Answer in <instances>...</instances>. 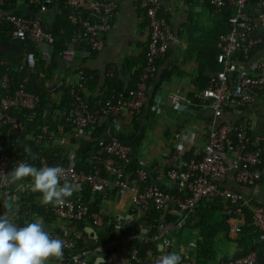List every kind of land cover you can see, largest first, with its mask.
Returning <instances> with one entry per match:
<instances>
[{
    "label": "crops",
    "instance_id": "crops-1",
    "mask_svg": "<svg viewBox=\"0 0 264 264\" xmlns=\"http://www.w3.org/2000/svg\"><path fill=\"white\" fill-rule=\"evenodd\" d=\"M66 1L56 0L45 14L26 0L12 1L1 11L22 17H38L44 30L54 33L61 10L66 8ZM98 1L115 3L119 9L105 50L86 59L81 48L74 63L64 60L65 49L59 50V44L52 47V63L46 62L32 42L16 40L12 27L0 18V24L4 23L0 25V99L5 94L1 87L2 79L7 75L11 89L16 83L28 93L39 95L43 101L37 114L13 113V117L22 124V130H9L6 135L0 131V147L4 145L15 155L26 156L35 167L37 163L41 168V162L46 159L51 165L58 161L64 164L70 162L77 169L79 164V171L90 173L91 156L117 138L131 147L126 164L130 174H135V169H143L149 174L151 185L174 193L177 185L170 181L169 170L183 158L203 156L210 128L224 122L247 123L244 127L253 143L264 139V96L242 110L226 111L218 120L214 119L209 107L197 98L208 86L211 77L221 69L216 61L218 39L227 31L226 15L231 14L229 11L218 13L207 0H161V16L171 26L177 40L160 60L157 77L148 83V103L140 115L132 117L125 112L116 121L103 119L98 127L86 131L71 127L69 120L80 102L97 107V104L114 95L113 88H110L112 83H108L110 72H117L113 79L119 78L125 88L135 90L138 86L135 76L141 75L145 65L151 30L141 7L142 0ZM256 1L250 0L246 12L254 18L264 39V28L257 19ZM35 50L42 66L31 68L27 56ZM248 56L236 57L242 71L248 72L253 60L264 62V44L250 55V59H247ZM84 75L87 80H83ZM173 96H179L184 101L175 105L171 101ZM101 128L106 132L97 133ZM43 151L45 154L42 155ZM225 158L230 172L219 181L220 188L239 195L246 202L260 203L264 207V169L260 178L255 180V185L240 184L238 171L236 174L233 168V154L228 151ZM63 184L61 182V186ZM30 185L31 181L26 179L0 191V214L6 212L3 206L6 196H15L17 215L14 221L17 225L26 226L34 218H39L52 238L64 240L71 235L76 242L75 252L90 264H95L99 255L104 257V264H133L130 256L135 249L144 254L143 264H157L165 241L172 238V231L164 224L159 228L142 226L143 219L138 217L133 206V192L123 196H118L113 188L104 193L88 190L81 194L74 192L69 199L83 200L85 197L90 210L104 216L107 225L96 227L92 220L70 225L59 219L52 212L55 206L42 204L41 194L33 193ZM136 187L142 189L143 186L137 184ZM194 217L192 221L196 225L198 217L196 214ZM110 227L112 235L108 233ZM234 236L231 234V237ZM196 241L193 239L189 243L193 249L197 247ZM134 243L139 248L133 247ZM235 246L234 249L230 247L228 255L217 258L213 264L234 261L240 253ZM183 253L187 255L189 248L184 247ZM190 262L198 264L195 259ZM47 264H72L71 254L63 248L62 259L50 258ZM256 264H264V251Z\"/></svg>",
    "mask_w": 264,
    "mask_h": 264
},
{
    "label": "built area",
    "instance_id": "built-area-1",
    "mask_svg": "<svg viewBox=\"0 0 264 264\" xmlns=\"http://www.w3.org/2000/svg\"><path fill=\"white\" fill-rule=\"evenodd\" d=\"M12 1L15 0H0V18L11 25L16 40L32 42L38 53L43 54L45 61L52 63L51 50L57 38L53 33L44 30L38 17H19L2 12L1 9ZM207 1L218 13L226 14L228 11L231 13L227 22L229 29L218 39L216 61L221 65V69L211 77L208 86L197 97L202 100L205 107H209L214 119L218 120L226 111L242 110L264 96V62L253 60L248 72L240 70L236 62V57L243 55H249L247 59H250V55L264 44V39L254 18L246 12L250 0ZM55 2L56 0L28 1L31 6L38 7L41 14L47 13ZM161 5V0L141 1V7L150 22L151 33L145 54V65L137 88L128 91L127 94H118L117 99L108 101L100 111H91L89 105L80 102L69 120L71 127L78 131H86L103 119L116 121L125 112L132 117L141 114L148 103V83L157 77L160 60L166 56L177 40L171 26L161 16ZM65 6L70 11L71 22L77 29V35L67 44L63 52L64 60L74 63L81 48L84 49L83 55L86 59L102 53L113 29L112 24L118 13V6L115 3L98 0H67ZM255 9L257 19L264 28V0H257ZM27 62L31 68L36 67L37 59L34 53L27 56ZM110 76H114V72H111ZM83 80H87L85 75ZM1 87L6 92V97L0 103V130L11 126L12 132H19L22 130V124L13 117V113L19 110L36 113L42 107V99L36 94L28 93L23 86L9 94L11 87L7 75L3 77ZM171 101L179 105L184 100L179 96H173ZM246 124L224 122L210 128L203 156L183 158L169 172L170 181L175 183L185 196L177 201L180 211L176 212L179 217L176 228L182 229L186 224V217L193 215L197 206L205 200L209 202L232 200L237 208L249 206L250 202L244 201L242 197L231 191H223L219 186V181L230 172L225 158L228 151L233 154V168L236 169V174L238 171L240 184L252 185L260 178V174L262 175L259 167L264 163V139L253 143L244 127ZM257 144L258 146L254 148ZM250 147L253 149H249ZM130 152L129 144L114 138L91 156L90 173L79 171L74 164L56 166L66 170L61 182L79 185V190L76 191L78 194L86 188H90L95 193H104L108 188H113L118 196L133 192V206L140 219L150 216L153 205L158 210L167 212L164 213L163 218L166 219L171 214L170 206L173 198L167 195L164 188L151 185L147 171L137 169L135 174L128 172L126 164ZM19 162L28 163L0 151V191L11 187L5 182L4 174L9 173L11 166ZM43 162L49 167L46 159ZM253 170L256 171L251 172ZM137 184L143 186L142 189H137ZM240 212V210L236 211V213ZM53 213L70 225L88 220H92V224L96 227L107 225L104 216L98 212H91L81 199L67 200L64 206H56ZM254 222L264 231V210L256 209ZM239 232L236 225L231 229L232 235ZM63 241L64 250L71 254L72 264H90L86 258L75 252L76 242L71 235L65 237ZM171 246L172 243L167 239L161 256L171 253ZM130 257L133 264H143L139 250H133ZM256 262L257 257L252 254L246 259H235L226 264ZM183 264L192 263L189 261Z\"/></svg>",
    "mask_w": 264,
    "mask_h": 264
},
{
    "label": "trees",
    "instance_id": "trees-1",
    "mask_svg": "<svg viewBox=\"0 0 264 264\" xmlns=\"http://www.w3.org/2000/svg\"><path fill=\"white\" fill-rule=\"evenodd\" d=\"M28 2V0H26ZM14 3V2H13ZM62 13L59 16L58 23L54 30V35L57 38L55 45L59 44V50H64L67 46V44L71 43L74 38L77 35V29L73 25L71 21V14L70 11L67 8H62ZM146 13V12H145ZM20 17V16H19ZM227 22L229 15H226ZM4 24V23H3ZM2 23L0 25H3ZM10 25V24H9ZM11 26V25H10ZM229 29V27H228ZM227 29V31H228ZM14 32V31H13ZM54 45V46H55ZM36 48V46L34 45ZM35 54L37 62L36 66L41 67L42 63L41 60L38 59L36 50L35 52H32ZM114 72L117 74V72ZM50 73V71H49ZM111 73V72H110ZM118 75V74H117ZM116 75V76H117ZM114 76H110L108 74L109 80L108 83L110 84V88H113L114 95L110 97L107 101H104L100 105L95 107V105H90L91 111H100L102 106L105 105L108 101L117 99L118 94H127L128 91H130L129 88H125L124 83H122L119 78H115ZM86 77V76H85ZM111 78V79H110ZM138 83L140 81L141 75L137 74L135 76ZM87 79V78H86ZM21 87L14 83L13 89L9 92V94H12L14 91L19 90ZM13 90V91H12ZM37 95V94H36ZM39 96V95H38ZM6 97V92L1 97L0 103L2 99ZM42 99V98H41ZM43 104V101H42ZM42 107L38 110H40ZM19 110L18 112H20ZM21 112H28L26 110ZM31 112V114H37ZM30 113V112H29ZM99 124L93 127H98ZM11 126H8L5 129H2L0 131H3V135H6V133H9ZM99 132H106V129L101 128L97 130V133ZM96 137V136H95ZM102 137V136H101ZM96 139H100L96 137ZM0 151L2 153L11 155L12 157L21 158L28 162V164H32L33 162L30 161L26 156H20L15 155L9 148L2 145L0 147ZM45 154V151L42 152V155ZM42 160V158H41ZM40 160V161H41ZM48 163V162H47ZM42 167H44L46 164L44 162L42 163ZM49 164V163H48ZM71 165V163H62L61 161H58V163L51 165L49 164V167L56 166V165ZM33 166V165H32ZM36 166L39 168L38 164L36 163ZM14 165L11 166V170L13 169ZM79 169V164H78ZM262 169H264V163L260 164L259 170L262 172ZM10 170V171H11ZM137 170V169H135ZM172 169L169 170V172ZM168 172V177H169ZM263 173V172H262ZM170 179V178H169ZM65 183V182H63ZM255 185V184H253ZM159 187V186H157ZM92 191L90 188H86L84 191ZM167 195L171 196L173 198L172 204L170 206V212L169 216L166 219L164 218V213H167L166 211L158 210L154 205L151 209V215L148 219L142 220V226L145 227H153V228H159L161 224H164L168 226V229L172 231V237H174V240L172 241L170 238L168 239L171 243V253L172 252H178L181 254V264L185 262H189L191 260H194L198 264H213L215 260L218 258L217 254L215 253L216 248L220 249V246L223 244H232L236 245L240 249L239 255L236 257V259H246L250 257L252 254H255L257 257V262L259 261V255L262 251H264V231L261 230L258 225L254 222V217L256 214V209L264 210V207L260 203H249L248 207H242L237 208L235 204H233L232 200H223V201H202L196 208V211L193 215H189L186 217V224L183 226L182 229L176 228L178 226V220L179 217L176 214V212L180 211V208L177 205V201L180 200V198H185L184 193L180 190V188L177 186L176 190L173 192L166 190ZM233 193V192H232ZM235 194V193H233ZM72 200V199H68ZM74 201V200H72ZM84 203H86L90 208V204L87 203L86 198L84 197L82 200ZM56 207V206H55ZM54 207V208H55ZM255 207V208H254ZM53 208V209H54ZM52 209V212H53ZM237 210H240V213H236ZM254 210V211H253ZM92 212V211H91ZM199 212V213H198ZM97 213V212H93ZM197 215V224L194 225L195 221H192V219L195 220L194 215ZM231 220H237V222H231ZM237 226L240 230L238 234H236L234 237H231V229L234 226ZM113 229L110 227L108 228V233L112 235ZM195 234V235H193ZM193 239H197L195 243H197V247L193 249L190 246V241ZM212 244V245H211ZM217 244H219L217 246ZM133 247L139 248L137 244H133ZM188 247L189 253L184 254L183 248ZM210 247L209 251H206L207 248ZM140 252V250H139ZM208 253V254H207ZM68 254V253H67ZM162 255V254H161ZM208 255V256H207ZM141 259L144 260V254L140 252ZM188 256V258H187ZM146 260V259H145ZM256 262V263H257ZM255 263V264H256Z\"/></svg>",
    "mask_w": 264,
    "mask_h": 264
},
{
    "label": "clouds",
    "instance_id": "clouds-1",
    "mask_svg": "<svg viewBox=\"0 0 264 264\" xmlns=\"http://www.w3.org/2000/svg\"><path fill=\"white\" fill-rule=\"evenodd\" d=\"M65 171L61 166L37 168L19 162L4 174V180L9 185H16L28 179L31 181V191L41 194L42 204L64 206L79 190V185L64 183L61 186ZM15 199V196H6L3 205L6 212L0 214V264H47L50 258L62 259L64 241L52 238L39 218H34L23 227L15 223ZM95 264H104V257L99 255ZM157 264H181V254L172 252L163 255Z\"/></svg>",
    "mask_w": 264,
    "mask_h": 264
},
{
    "label": "rangeland",
    "instance_id": "rangeland-1",
    "mask_svg": "<svg viewBox=\"0 0 264 264\" xmlns=\"http://www.w3.org/2000/svg\"><path fill=\"white\" fill-rule=\"evenodd\" d=\"M171 240L173 241L174 240V237L171 238ZM212 245V244H211ZM219 244H217L218 246ZM234 246L235 245H232V244H223L220 246V249H218V247L216 248V251L215 253L217 254V257H221V256H225V255H228L230 253V247L232 249H234ZM236 247V246H235ZM210 250V247L206 249V251H209ZM208 254V253H207ZM208 256V255H207Z\"/></svg>",
    "mask_w": 264,
    "mask_h": 264
}]
</instances>
